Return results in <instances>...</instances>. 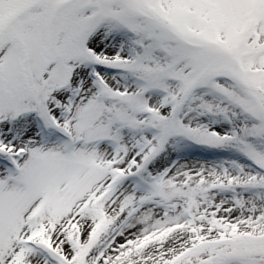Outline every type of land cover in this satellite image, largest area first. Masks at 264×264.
<instances>
[{
	"label": "snow or ice",
	"instance_id": "snow-or-ice-1",
	"mask_svg": "<svg viewBox=\"0 0 264 264\" xmlns=\"http://www.w3.org/2000/svg\"><path fill=\"white\" fill-rule=\"evenodd\" d=\"M0 264H264V0H0Z\"/></svg>",
	"mask_w": 264,
	"mask_h": 264
}]
</instances>
